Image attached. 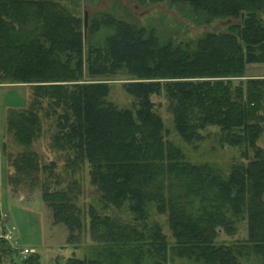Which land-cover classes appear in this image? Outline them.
Segmentation results:
<instances>
[{
    "label": "trees",
    "instance_id": "1",
    "mask_svg": "<svg viewBox=\"0 0 264 264\" xmlns=\"http://www.w3.org/2000/svg\"><path fill=\"white\" fill-rule=\"evenodd\" d=\"M140 1L188 6L194 22L221 27L161 39L154 27L99 11L85 40L82 18L60 0H0V83L27 85L25 101L5 116L22 147L12 154L3 143L13 169L8 184L15 192L38 186L53 221L68 227V241L88 226L89 254L48 264H172L174 256L245 264L250 255L264 264V76L245 73L247 64L264 63V0ZM116 79L132 96L127 106L109 98ZM153 94L168 99L183 141L197 143L215 125L219 142L238 146L244 158L227 173L190 160L165 136ZM50 117V147L65 152V170L88 166L96 202L86 212L76 201L78 180L60 185L57 162H41L31 147ZM124 206L129 219L107 210ZM153 206L166 215L172 244L158 221H148ZM242 218L245 238L216 242L219 228L233 232ZM19 257L0 238V264H45L37 251Z\"/></svg>",
    "mask_w": 264,
    "mask_h": 264
},
{
    "label": "rangeland",
    "instance_id": "2",
    "mask_svg": "<svg viewBox=\"0 0 264 264\" xmlns=\"http://www.w3.org/2000/svg\"><path fill=\"white\" fill-rule=\"evenodd\" d=\"M74 14L83 20L84 15L88 20L98 14L99 11H109L129 22H139L147 27H154L156 32L165 39L170 36L174 40H186L193 38L207 29L220 28L217 21L211 25L198 24L194 22L186 13L189 7H181L178 3L143 2L140 0H60ZM223 26V25H222ZM87 27L85 30V40L87 39ZM86 48V47H85ZM245 73L250 76H264V63L254 62L247 64ZM121 77V76H118ZM121 79H116L111 84L109 98L118 106H127L131 103L132 96L127 93L121 83ZM27 85H16L7 82L0 83V212L5 211L4 220H8L14 225L16 239L21 246L34 247L40 255L42 263H53L56 260L65 259L70 255L83 257L90 252V247L94 240L89 236L88 226L81 231L80 237L74 241H68L69 229L62 223L53 221L50 208L43 202L39 187H29L25 191L15 192L11 189L7 181V171L13 170L8 165L4 156L2 146L8 152L14 154L22 147L18 145L12 134L7 131L5 116L10 106L18 107L23 103L27 94ZM21 94V96H20ZM24 97L22 98V96ZM155 110L162 116L168 132L166 137L180 144L187 157L192 161H210L219 166L224 173L229 171L233 162L242 160L241 149L227 143H220L218 140V127L208 125L202 132L204 138L197 143H187L173 129L172 114L168 109V99L161 95H152ZM54 117L44 118L42 121L41 135L36 138L31 147L40 156L41 162L55 160L57 162V172L61 178L62 186L73 179L80 184V193L76 201L86 212L90 203L95 204L96 199L93 187L89 183L88 166L85 165L81 170L71 173L65 170L63 164L66 154L64 151L50 147V140L53 133ZM258 143L264 147V132L259 137ZM32 188V189H30ZM99 205V204H97ZM113 215L124 219H129L131 213L124 206L121 209L110 207L107 209ZM8 212V213H7ZM9 214V216H8ZM85 214L88 220L87 213ZM148 221H158L162 225V230L167 235L170 244L174 242V236L167 222L165 214H159L153 206ZM215 237L216 242H234L247 236V220L242 218L236 224L232 232L219 228ZM20 256L19 258H26ZM250 258V259H249ZM248 259L242 258L245 264H259V259L250 255ZM3 264H8V258L3 259ZM172 264H193L184 257L174 256ZM201 264V263H200Z\"/></svg>",
    "mask_w": 264,
    "mask_h": 264
},
{
    "label": "built area",
    "instance_id": "3",
    "mask_svg": "<svg viewBox=\"0 0 264 264\" xmlns=\"http://www.w3.org/2000/svg\"><path fill=\"white\" fill-rule=\"evenodd\" d=\"M6 212L0 213V238L6 239L10 245L15 248L19 256L25 257L27 254L35 251L34 247L21 246L16 239V231L13 224H7L4 220Z\"/></svg>",
    "mask_w": 264,
    "mask_h": 264
},
{
    "label": "water",
    "instance_id": "4",
    "mask_svg": "<svg viewBox=\"0 0 264 264\" xmlns=\"http://www.w3.org/2000/svg\"><path fill=\"white\" fill-rule=\"evenodd\" d=\"M87 26V16L86 14L84 15V29L86 28Z\"/></svg>",
    "mask_w": 264,
    "mask_h": 264
},
{
    "label": "crops",
    "instance_id": "5",
    "mask_svg": "<svg viewBox=\"0 0 264 264\" xmlns=\"http://www.w3.org/2000/svg\"><path fill=\"white\" fill-rule=\"evenodd\" d=\"M6 171H7V173H8V170H6ZM2 212H5V211H2ZM0 213H1V212H0ZM7 213H8V212H7ZM8 216H9V214H8ZM5 221H6V220H5ZM7 222H9L10 224H12L11 221H9V220H8Z\"/></svg>",
    "mask_w": 264,
    "mask_h": 264
}]
</instances>
